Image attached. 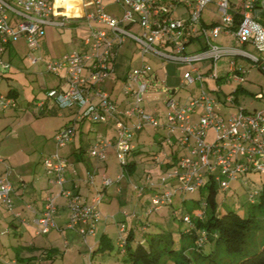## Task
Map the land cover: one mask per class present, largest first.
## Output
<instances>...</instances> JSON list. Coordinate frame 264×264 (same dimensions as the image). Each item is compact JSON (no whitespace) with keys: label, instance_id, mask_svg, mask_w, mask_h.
Instances as JSON below:
<instances>
[{"label":"built area","instance_id":"2783aa9c","mask_svg":"<svg viewBox=\"0 0 264 264\" xmlns=\"http://www.w3.org/2000/svg\"><path fill=\"white\" fill-rule=\"evenodd\" d=\"M212 0H86L84 6L90 7L86 12V25L89 35L83 41L85 49L73 50L57 60L46 62V72L55 77H63L65 88L47 90L46 98L53 99L58 109L74 110L76 121L85 119L96 124L114 125L113 140L98 136L88 151L89 157L98 162L106 159V148L114 149L115 155L123 166L126 156L133 150L134 132L142 131L147 125L154 129L161 126L167 131L166 140L175 141L181 150L174 165L166 172L159 185L151 184L153 193L148 201L146 215L158 212L164 206L171 205L177 192L190 194L201 192L206 185L219 187L227 192L229 184L241 181L253 172L264 174V111L248 112L235 102L234 94L229 93L222 100L213 97L203 89L207 79L221 77L217 74L216 59L226 55L244 56L256 61L257 56L243 48L220 47L217 39L221 33H232L237 44L264 45V24L260 13L264 12V0H219L214 5L222 17V23L206 27L202 12ZM69 0H0V53L17 39H22L28 48L30 59L32 52L40 49V39L45 25L65 26L67 22L56 18L57 4ZM116 3L122 9L121 16L109 15L104 3ZM14 21V22H13ZM95 24L98 27L92 25ZM129 24L138 27V32L127 29ZM137 45L141 65L135 67L124 77L122 93L128 99V108L121 111L105 89L107 78H114L113 60L115 49L126 39ZM195 46V49L189 46ZM147 56L158 57L162 62L169 61L187 64L188 69L181 75L180 86L197 85L200 93L190 96L185 103L172 97L166 100L167 112L163 121H159L142 106L148 81H157ZM37 59L34 58L33 62ZM205 63L208 68L197 67L196 63ZM10 63H0L1 69L8 68ZM228 72L242 81L244 67L236 68L235 60L230 61ZM264 70V63H263ZM226 73V74H227ZM226 80V79H225ZM161 91L171 94L163 85ZM217 104L225 109H232L228 114H221ZM36 105L41 110L45 101L38 100ZM16 107V100L11 96L0 94V112ZM135 118L132 127L127 120ZM74 121V122H76ZM75 125H67L54 135L56 149L43 160V167L49 184L57 185L60 195L66 200L69 216L64 229L59 228L53 219L57 211L55 197L44 200L42 210L34 211L29 204L24 208L34 215L32 219L35 235L47 234L53 228L58 231L71 229L85 239L94 236L98 221H101V203L103 194L96 192L90 202L82 201L80 194L64 187L67 170V158L59 155L57 149L70 141L75 134ZM214 133L215 140L209 143V133ZM0 206L11 212L18 219L20 213L12 211V194L14 187L11 181L12 167L0 156ZM107 175H102V185H113L119 182ZM92 175L88 182L93 183ZM177 182L175 185L170 183ZM242 184V185H243ZM144 189L138 188L141 195ZM253 195L249 199L253 203ZM203 207L206 201L200 203ZM199 219L203 214H195ZM190 223V217L184 218ZM125 227L119 230L118 249L123 253Z\"/></svg>","mask_w":264,"mask_h":264},{"label":"rangeland","instance_id":"374dc122","mask_svg":"<svg viewBox=\"0 0 264 264\" xmlns=\"http://www.w3.org/2000/svg\"><path fill=\"white\" fill-rule=\"evenodd\" d=\"M215 1L217 2L219 0H212L202 12V20H204L206 24H210L213 20L218 23H222V17L217 13V8L214 5ZM104 4L105 10L109 15H120L119 11H115L119 6L116 4L109 6L106 2ZM79 22L77 31L73 30V26L68 27V25L66 27L45 25V43L42 44L41 49L32 52V59H30L29 55H27V45L21 38L14 41L11 48L5 49L2 54L0 53V63H10L8 68L1 69L0 67V94L6 95L9 88L18 92V95H16L18 99L16 103L17 107H11L6 109L4 112H0V151L2 150L3 153L9 155L7 162L12 167L11 181L13 180L15 174H18L17 171L29 181L34 177L37 178L39 175L42 177L46 175L45 169L42 165L43 160L45 157L55 152L56 147L54 137H52V135L57 130L60 131L63 129L65 122L71 126L73 124L75 125L76 147L79 146L80 132L77 128L79 122L76 121V115L65 114L63 116L62 113L65 112V110H48L44 113L35 104L36 101L34 100L35 97L40 100L45 99L46 96H44L45 93L42 91L41 87H54L55 82L58 80L53 74L45 72L46 62L50 59H60L64 54L67 55L70 52H73V50H79L80 44H82L85 38L89 35V28L88 25H86L87 21L82 20ZM217 43L220 47L225 48L237 47L240 49V47H242L240 46L241 44L236 43L232 33H221L217 39ZM243 47L247 52L260 57V59H263L264 61V45L244 44ZM135 56L138 57L137 51L135 52ZM34 58L37 59L35 62H33ZM146 59L148 64H150L153 69V73L159 78L155 82H152L151 80L148 81V89L145 91L142 105L146 106L147 112L154 115L159 121H163V117H165L164 113L167 112L165 103L168 98L172 97L174 99H180V103H185L190 96L194 97L198 95L200 90L195 84H191L186 88L176 85V87L173 88L176 91L174 95L163 93L161 89L163 88V83H165L164 75L169 73L167 66H170L171 72L175 70V75L181 79V75H183L185 70L188 69V65L177 62L170 63L169 61L160 62L161 60L158 57L147 56ZM232 60H235L236 68L241 66L245 68V72L242 73L243 77L241 82L236 80L237 76H235L232 72L225 74L229 71L228 65ZM133 66H135V64H133ZM196 66L208 68V66L202 62L196 63ZM216 70L218 72L217 74L220 77L224 75L226 80H223V83L218 85L214 78L207 79L203 87L206 93L212 95L213 97L215 96L216 98L217 94H219L222 100L225 99V96L231 93L234 94L237 105L241 108H246L248 112H253L256 109L264 111V72L261 71L255 63L241 55L238 57L226 55L220 59H216ZM47 77V80L50 81H48L49 83L45 85L42 80ZM117 89H120V93L123 95L122 82H118ZM236 89L239 90L234 93ZM25 101L35 102L30 109H23L26 108ZM216 108L221 114L225 112L218 104ZM33 112H36V115L33 114ZM42 112L44 115H42ZM60 115H62V117H60ZM90 123L87 122V125L89 124V126H92V123ZM87 125L85 128H87ZM93 125L98 127L103 126V124L96 123ZM148 129L151 130V135L147 140H151L153 145L146 144V146H143V151L146 153L148 150L152 149L153 151H159L157 159L153 160L147 155L145 156L142 154L134 159L136 162L135 167L132 171L128 172L126 167L118 162L119 160L117 159L115 153H106V159L103 162L106 163V167H101L99 170L105 176L107 175L111 177L114 181H117L119 175L123 173L120 178V180H122H119L120 184L109 187V193L113 196L111 197L112 201H104L101 203L102 207L104 206V209H106L108 213L106 216L103 215L100 217L102 220L109 218L107 232L112 238L113 245L116 242L118 244V238L114 237L115 232L113 230L115 223L113 220L115 218H113V216L121 215L125 211L130 213L131 216H135L132 211L135 203L138 201L136 197L138 188L145 189V191L150 190L148 186L151 184L159 185L164 178H167L168 174H166L163 170V164L168 159L165 155H171V149L172 151L177 150L180 155H183L185 152L175 144L170 147L165 143L162 146L163 148H160L156 141L160 140L159 135L165 134V130L161 128L153 129L151 126H149ZM207 140L209 143H213L215 140L214 133L210 132ZM66 144L72 145L69 141H67ZM65 152L66 151L62 149L58 150L61 157H64ZM78 163L82 165L81 161ZM245 180V184L237 180L232 181L229 184L230 189L227 192H224L221 188L216 187L214 200L217 203L218 213L234 210L239 213V215L245 216L247 214L246 211L250 206V195H254L252 198L257 203L258 195H255V192H257L264 184V174L261 172L249 173L245 176ZM176 183L177 182L172 181L170 186L172 184L175 185ZM207 192L208 188H204L201 192H194L190 194L177 192L176 196L172 200V207L164 206L162 212H152L147 217L144 216L145 212H141V216H139L140 219L135 217L136 220H130L127 218V223H133L134 228V239L132 244L137 243V240H143L152 232L167 230L171 232L173 237V249L179 252L181 248L186 247L189 243V240H183L181 236V231L185 230L184 228L187 227L186 223L181 220L182 216L187 214L191 215L203 213L206 208L204 209L200 207L197 201H203V199L207 196ZM27 201L29 202V200ZM140 209L141 205L139 204V210ZM128 228L130 229V226ZM96 233L97 238L95 239L93 248L102 234L100 231H97ZM63 234L64 237L62 239L57 236L58 243L55 247L58 250L50 260V262H52L51 264H129L128 262H123L121 259L112 261L109 257H107V254L101 255L99 252H96L94 259L90 260V250L92 245L86 246L82 237H76V233L72 232L71 229L64 230ZM263 235V230L259 231L256 235L258 237L256 242L259 245L264 242ZM252 238L249 239L250 242L254 241ZM65 240L68 241L67 246L63 245ZM117 244L114 245L115 251L118 249ZM189 246L190 247L185 250V255L191 258L190 264H204V261L206 260L205 255H207L211 249L214 250L212 243H206L202 249L203 254H200V256H202V261H199L194 256L195 252L193 250V243L189 244ZM115 251H112V253ZM214 256H216L219 260L221 258H227L225 251H223L221 247L220 249H215ZM10 262V259L7 260L5 256H3L2 264H11ZM25 264L38 263L27 261Z\"/></svg>","mask_w":264,"mask_h":264},{"label":"crops","instance_id":"0c3cea01","mask_svg":"<svg viewBox=\"0 0 264 264\" xmlns=\"http://www.w3.org/2000/svg\"><path fill=\"white\" fill-rule=\"evenodd\" d=\"M85 1L86 0H69V2H65V3L62 2V3L57 4L56 10H55V12L57 13L56 18L59 20H64L65 22H67L65 24V26H63V27H66L67 25H68V27L73 26V30L77 31V29H78L77 26L80 23L79 21H82V20L86 21L85 15H86V12L89 10L90 7L84 6ZM113 4H116V3H113ZM113 4L108 3L109 6H113ZM116 5L119 6L118 4H116ZM120 8L121 7L119 6L117 8V10H115V11H119L120 16H121L122 9H120ZM117 15L118 14H116L115 16H117ZM259 17L261 18V22L264 24V12L260 13ZM92 25L98 27L97 25H95L93 23H92ZM127 29H130L134 32H138V27L134 24H129L127 26ZM45 37H46V32L44 31L42 38L39 40L40 41V49L42 47V44L45 43V41H44ZM12 44L9 45L7 47V49L11 48ZM218 46H220V45L218 44ZM240 46H242L240 48L244 49V47H243L244 44H241ZM79 47H80L79 51L85 49L83 46V43L80 44ZM194 47H195L194 45L189 46V48H191V49H195ZM235 48H237V47H235ZM136 49H137V45L135 44L134 41H132L129 38L126 39L122 45H119L116 47V49H115L116 53H115V57H114L113 64H112V65H114V78L113 79L107 78V80L104 83L105 89L107 90V92L111 96V99L116 102V104L118 105V107L120 108L121 111L128 108V106H127L128 99L125 98V96L120 93V91H121L120 89H117V84H118V82H122L123 86H124V82H125L124 77H126L127 73L130 72L131 69H133L135 67L137 68L141 65L140 64L141 60L139 58V54H138V57L135 56ZM27 53H28V51H27ZM145 61L148 63L146 58H145ZM160 62H162V60ZM133 64H135V66H133ZM167 67L169 69V73H166L164 75L165 83H163V84L165 87L168 88L171 95H174L176 93V91L173 88L176 87V85L180 86L179 84H180L181 79H179V77H177L175 75L176 74L175 70H173V72H171L170 66H167ZM152 71H153V69H152ZM45 72H46V70H45ZM46 73H48V72H46ZM154 77H156L157 80L159 78V77H157L156 74H154ZM221 77H222L221 81H220V83H218V85L223 83V80L226 79V78H224V75ZM47 79H48V77L44 78V80H42L45 85H47V83H49L48 81H50ZM57 79L58 80L55 82L54 87L53 86L41 87L42 91L46 94L47 90L50 88H53V89L65 88V83L63 81V77L62 76H61V78L57 77ZM45 94H44V96H45ZM17 95H18V92H17ZM217 97H220L219 94H217ZM34 100L37 102L40 99L35 97ZM43 100L45 101V105H44V108H42L41 110L44 113L48 110H51V111L65 110V112L62 113L63 116L65 114L72 115L75 113L74 110H68L67 108L66 109H64V108L58 109L57 106L55 105L53 99H50V98L47 99L45 97V99H43ZM25 102H26V108H23V109H30L32 107V105L34 104L33 101L32 102L25 101ZM219 107H221V106H219ZM143 108H144V111L147 112L146 106H143ZM221 109L223 111H225L222 114L226 115L229 113L228 109H225L223 107H221ZM230 111H231V109H230ZM44 113L42 115H44ZM147 113H149V112H147ZM33 114L36 115V112H33ZM62 115H60V117H62ZM135 121H136L135 118H132L130 120H127V124L130 127H132V125ZM91 123H92V126H89V124L87 125V121H80L79 122V124L77 126V128L79 129V132H80V134H79V136H80L79 137V146L76 147V140H75L76 132H75V134L73 135V138L69 141V143H71L72 145H67L65 143L63 145V147L60 148V149L66 151L64 157L67 158V160H68V162H67L68 166H67L66 174L64 177V178H66L64 187L66 189H70V191H72V192L80 194L82 201H85V203L90 202V200L93 198V195L96 192L103 193V202L104 201H108V202L110 201L111 202L112 201L111 197H113V196L111 195V193H109V187L110 186H116V185L120 184V181L122 179L119 182H117L113 185L107 186V188H105L102 185V177H101L104 174L101 173L99 170L101 169V167H106V163H103L104 161L97 163L95 158L89 157L88 151L92 147L95 139L98 136L107 137L108 139L113 140L115 137L114 134L116 133L115 128H114V125L110 124V123H107V124L104 123L103 126H101V127L93 125L94 122H91ZM64 125H68V123L65 122ZM86 125H87V128H85ZM148 127H149V125H147L140 132H138V131L134 132L133 148H135L136 151H134L133 154L130 155V161H132V162H135L134 159H136V157H138L142 154H144L145 156L147 155L148 157L152 158L153 160L157 159V157H158L159 151H153V149L148 150L147 153L143 151V148H144L143 146H146V144L153 145L151 140H147L149 138V136L151 135V133H150L151 130H149ZM160 128L165 130L164 131L165 134L159 135L160 140L156 141L158 146L160 148H163L162 146L165 143H166V145H168L170 147H172L174 144L176 145L177 143L175 141H171L169 143L166 140V136H167L166 131L167 130L165 128H163L162 126ZM54 134L52 135V137L54 136ZM54 142H55V139H54ZM55 147H56V145H55ZM106 149H107L106 153H109V154L115 153L114 149H112L110 147H107ZM58 150L59 149H57L56 151H58ZM178 155H180L179 152L177 150L172 151V149H171V155L170 156H167V154L165 155L166 158H168L166 160V162L163 164V170L165 172H168V170L171 168V165L174 162V160H172L173 157L178 156ZM0 156L6 161L8 166H10L9 163L7 162V158L9 157V155L3 153L1 150ZM72 157H73V159H72ZM79 161H81L82 165H80L78 163ZM135 164H136V162H135ZM1 169H2V167H0V170ZM17 173L19 175L15 174V176L12 180V181H14V183H13L14 190H13V192H11L12 201H13V206L11 208H12V211H14L16 213H20V217L18 219L14 218L11 212L7 211L6 209L2 208V206H0V264H2V262H3V256H5V258L7 260L10 259L11 264H22V263L25 264L27 261H31L34 263L37 262L38 264H51L52 262H50V260L53 258V256L56 254V252L58 250L55 247L58 243L57 238L59 237L62 239L64 237L63 231L60 232L57 229L53 228V230H51L49 233H47L45 235L44 234H40L39 236L35 235L34 234L35 229H34V225H33V221H32V219L34 218V215L32 213H30L29 210L24 208V206L29 204V206L31 208H33L34 211H36L38 213L42 210V208H43L42 205H44V200L48 196L55 197L57 211H56L53 219L56 221V224L58 225L59 228L64 229V227L67 223V217L69 216V209L66 206L67 200L63 196L60 195V192H59L60 189L57 187V185H53V184L50 185L49 184L48 179L46 178L47 177L46 175L43 174L44 175L43 177L41 175H39L40 177L39 176H37V178L34 177V178L30 179V181H29V180H26V178L24 176H22L20 172L17 171ZM92 173H94L95 176H93L94 177L93 183L90 184L88 182V178H89L88 176L92 175ZM152 193H153L152 189L147 190V191H145V189H144L141 195H139L138 191H137L136 197H137L138 201L135 203V206H134L133 211H132L133 215H135V216H131L130 213H127V211L123 212L121 215L113 216V218H115L113 220L115 223L114 230H113L115 232V235H114L115 238H118V240H119V237H120L119 230L122 226L125 227V230H124L125 232H123V234H122L124 236H125L126 232H129V230L133 231V229H134L133 223L128 224L126 219L129 218L130 220H132V219L136 220L135 217L139 218V216H141V212L142 213L145 212V215H146V209H147V206L149 204L148 201L150 200ZM27 200H29V202ZM139 204L141 205L140 210H139ZM172 205H173V202L170 206L167 205L165 207H168V206L172 207ZM163 209H164V207H163ZM163 209L160 210L159 212H162ZM100 210H101L102 216L103 215L106 216V214L108 213L107 210L104 209V206L102 207V205H101ZM108 219L109 218H107V219L105 218L101 221H98L94 236H88L85 239L82 238L84 240V243L86 244V246L92 245L91 250H90L91 254L93 252V249L95 248V247L93 248V244L95 242V239L97 238V233H96L97 231L102 232L101 235H106L108 238H110V241L113 245L112 238L108 235V232H107L108 226H109L108 225ZM129 226H130V229L128 228ZM133 234H134V231H133ZM75 235H76V237L80 238V236H78L77 234H75ZM116 244H117V242L114 245H116ZM189 244H191V243H188L186 248L190 247ZM63 245L67 246L68 241L65 240ZM49 250L53 251L54 253L51 254L50 253L51 251L49 253H47ZM101 255H104V254H101ZM110 256H111V253H110V255L107 254V257L110 258ZM94 257H95V255H94ZM94 257H93V259H94ZM90 260H92L91 255H90Z\"/></svg>","mask_w":264,"mask_h":264},{"label":"trees","instance_id":"16d2710c","mask_svg":"<svg viewBox=\"0 0 264 264\" xmlns=\"http://www.w3.org/2000/svg\"><path fill=\"white\" fill-rule=\"evenodd\" d=\"M218 22L211 21L210 24H204L206 27ZM11 45L7 44V47ZM256 61H252L257 67L263 70V59L260 57L256 58ZM220 83V82H219ZM239 89H236V93ZM7 96H11L16 100L17 103V91L9 88ZM17 107V106H16ZM85 119L78 120L84 121ZM67 125H64L66 127ZM136 151L135 148L130 151L124 160V166L128 172L132 171L135 162L130 161V155ZM179 156V155H178ZM178 156L173 157L174 160L171 167L174 165ZM208 188L207 196L203 201H197L200 207L206 208L201 213L203 217L199 219L195 214H187L182 216L183 222L186 216L190 217V223H186V226L181 231V236L189 243H193L194 256L202 261V249L206 243H212L214 250L211 249L205 255L204 264H264V242L259 245L256 241V236L259 231L264 232V184L260 189L255 192L258 195L257 203L250 201V206L246 211V215L242 216L239 213L233 211L228 212H217V203L215 202L216 187L211 184L206 185ZM254 196V195H253ZM254 200V199H253ZM206 205L203 207L200 203L205 202ZM125 230V229H124ZM253 237V238H252ZM264 237V235H263ZM250 238L254 240L250 242ZM260 238V237H259ZM262 238V237H261ZM134 235L133 231L129 230L125 234V243L123 253L119 249L114 250L110 238L106 235H100V238L93 249L91 259H93L96 252L101 254L111 253V260H123L129 264H190L191 258L185 255L186 247L181 248L179 252L173 249L174 241L170 231H155L150 233L143 240H137V243H133ZM222 248L225 251L227 258H221L220 260L214 256L215 249ZM49 250L47 253H49ZM112 251H115L112 253ZM51 254L54 252L51 251Z\"/></svg>","mask_w":264,"mask_h":264}]
</instances>
